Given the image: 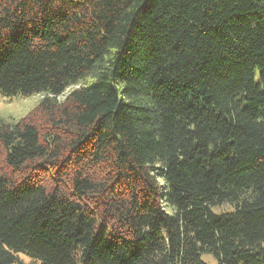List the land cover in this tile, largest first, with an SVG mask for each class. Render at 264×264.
I'll return each instance as SVG.
<instances>
[{
  "label": "trees",
  "instance_id": "trees-1",
  "mask_svg": "<svg viewBox=\"0 0 264 264\" xmlns=\"http://www.w3.org/2000/svg\"><path fill=\"white\" fill-rule=\"evenodd\" d=\"M0 94V264H264V0H0Z\"/></svg>",
  "mask_w": 264,
  "mask_h": 264
},
{
  "label": "rangeland",
  "instance_id": "rangeland-1",
  "mask_svg": "<svg viewBox=\"0 0 264 264\" xmlns=\"http://www.w3.org/2000/svg\"><path fill=\"white\" fill-rule=\"evenodd\" d=\"M76 87V86H74ZM74 87L68 89L70 91ZM40 96L38 94H33L29 96H24L22 94H15L12 96H5L0 94V119L5 121L17 120L20 117L24 116L38 101ZM227 206H223V208ZM214 209H217L214 208ZM218 212L219 210H214ZM24 261L29 260L23 254L19 255ZM202 259L209 263L213 264L215 260L207 254L202 255Z\"/></svg>",
  "mask_w": 264,
  "mask_h": 264
}]
</instances>
